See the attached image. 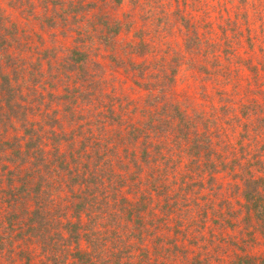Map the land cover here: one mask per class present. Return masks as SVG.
<instances>
[{
	"label": "trees",
	"instance_id": "obj_1",
	"mask_svg": "<svg viewBox=\"0 0 264 264\" xmlns=\"http://www.w3.org/2000/svg\"><path fill=\"white\" fill-rule=\"evenodd\" d=\"M193 2L199 19L188 0H7L20 20L0 6V264H210L207 244L219 260L229 242L199 232L194 252L178 239L187 222L264 239L257 102L238 108L219 91L206 115L173 99L185 63L207 79L234 62L259 81L264 0ZM172 34L181 46L166 42ZM127 80L138 97L124 93ZM217 109L253 116L239 122L237 148ZM220 174L233 200L201 204L204 188L218 195ZM234 254L229 264H264Z\"/></svg>",
	"mask_w": 264,
	"mask_h": 264
},
{
	"label": "rangeland",
	"instance_id": "obj_2",
	"mask_svg": "<svg viewBox=\"0 0 264 264\" xmlns=\"http://www.w3.org/2000/svg\"><path fill=\"white\" fill-rule=\"evenodd\" d=\"M188 2L195 3L193 0H188ZM233 2H236V0H233ZM174 5V4H173ZM195 4H191L188 7V10L193 9V13L197 16V19L201 17V10L198 9ZM232 5L231 3L228 4V6ZM0 6L5 9L9 15L16 16L19 20L22 18L20 15H18L17 11L15 12L7 5V0H0ZM173 7V6H172ZM215 14L211 13V21L213 22V26L215 27V31L219 35V30L216 28V23L218 22V19L214 16ZM17 19V21H19ZM22 21V19H21ZM35 29L37 32H41L37 25H35ZM42 33V32H41ZM153 33V32H152ZM43 38L46 41V44H50V38L47 34L42 33ZM166 42L170 43L172 47L181 46V39L177 36V34H172L171 36H165ZM59 45H67L70 43L69 40H64L63 38L59 37V41L57 42ZM245 45V43H243ZM159 47L164 48L165 47V41L159 43ZM246 49V46L244 47ZM239 50H242L240 52L241 57L245 58L246 56L245 52L242 48ZM256 53L259 55V51L256 50ZM255 53V54H256ZM154 56H149V58H153ZM202 58V57H201ZM203 62L204 65H207V67L211 68L210 62H206L203 59H199V63ZM198 64V62L196 61ZM234 64L236 67V71L232 72L230 69V66ZM188 63L183 64L180 67V70L177 74V81L175 83L174 89H173V99L175 101H178L179 103H189L190 107H192L193 112H204L206 115H208L212 108H217L218 102H217V93L219 91L226 92L227 94L232 95L236 102H234V105L238 108L240 107V103H244L249 105L251 101H256L259 108L260 116L264 117V74L260 71L262 74L259 81L252 77L251 72L246 69L242 64L238 63H229L225 60H222V65L225 67L224 71L225 74L223 75H217L212 78H207L202 73H199L197 71L188 69ZM232 72V73H231ZM118 77L121 79H124V75L117 74ZM130 81L127 80V82H123L124 87V93L132 96V97H138L141 92H139L137 89H130L129 88ZM259 85V86H258ZM204 87V90L207 92L208 97H204L201 94L202 88ZM261 89V90H260ZM239 99V100H238ZM238 100V101H237ZM216 114L218 116V119L221 122V135H223V138L232 146L237 148V139L239 138V133L242 130V125H239V122H246L249 124L250 122L254 121L253 116H250L246 118L245 116H242L240 112L237 111H227L226 113H223L221 110L216 111ZM234 116H237L239 118L238 121H235ZM250 126V125H249ZM220 129V128H219ZM194 180H197V177H193ZM206 179V178H205ZM230 181L228 177H224L223 175H218V178L216 180V185H219L221 187V190H219L218 195L214 196V194L208 190V187L204 188L201 195L203 197L202 200H200V203L208 202L211 205H213L215 208H217L216 203L222 199V198H228L232 199L234 196H231V193L228 191L227 183ZM205 184V181H204ZM219 187V189H220ZM218 191V190H216ZM221 191V192H220ZM216 218V217H215ZM168 224L170 226H173V222L169 221ZM181 224H186V221ZM187 229L184 232V234H180L178 239L181 243L186 245V247H191L194 252L198 251V245L202 243L203 239L199 238V232L201 234H205V238L209 239L210 235L214 236L215 238H222L224 237V240L226 242H229L231 244L232 241H236L237 245L239 246H245V251L241 250H235L232 248V245H225V252H220L219 255L216 256L219 258V260L214 259L215 250L210 246V244H207V246L210 249V254L212 257L210 264H229L230 259H236L237 256L234 254H250L255 256L257 262H261L264 259V239L261 237V235L256 234L255 235V241L253 243V240H247L245 241V238L247 239V236H245L244 233H239L238 226H234V228L230 227H224V226H216L212 223V221H208L206 228H201L197 230L193 224L191 225L190 222L188 223ZM165 232H168L167 230H164ZM169 235L173 236L172 229L169 230ZM229 237V238H228ZM192 244H188V243ZM195 243V244H194Z\"/></svg>",
	"mask_w": 264,
	"mask_h": 264
}]
</instances>
